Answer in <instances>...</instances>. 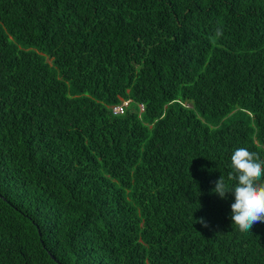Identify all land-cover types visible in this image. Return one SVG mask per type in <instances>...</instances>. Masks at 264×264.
Here are the masks:
<instances>
[{
  "label": "trees",
  "instance_id": "trees-1",
  "mask_svg": "<svg viewBox=\"0 0 264 264\" xmlns=\"http://www.w3.org/2000/svg\"><path fill=\"white\" fill-rule=\"evenodd\" d=\"M238 147L264 0H0V264H264L211 191Z\"/></svg>",
  "mask_w": 264,
  "mask_h": 264
},
{
  "label": "clouds",
  "instance_id": "clouds-1",
  "mask_svg": "<svg viewBox=\"0 0 264 264\" xmlns=\"http://www.w3.org/2000/svg\"><path fill=\"white\" fill-rule=\"evenodd\" d=\"M215 35L223 36L222 28H217ZM228 168V180L234 183L230 186L220 176L211 191L221 198L234 194L230 218L241 233L250 232L255 223L264 222V160L257 152L238 147L231 153ZM199 222L208 226L202 218Z\"/></svg>",
  "mask_w": 264,
  "mask_h": 264
},
{
  "label": "rangeland",
  "instance_id": "rangeland-1",
  "mask_svg": "<svg viewBox=\"0 0 264 264\" xmlns=\"http://www.w3.org/2000/svg\"><path fill=\"white\" fill-rule=\"evenodd\" d=\"M120 108L119 107H116L115 110L118 111Z\"/></svg>",
  "mask_w": 264,
  "mask_h": 264
}]
</instances>
